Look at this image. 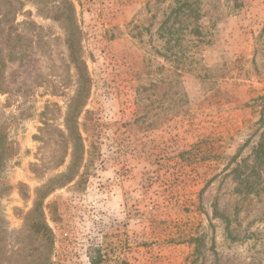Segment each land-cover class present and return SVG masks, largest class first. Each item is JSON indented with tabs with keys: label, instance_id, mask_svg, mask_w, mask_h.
Instances as JSON below:
<instances>
[{
	"label": "rangeland",
	"instance_id": "374dc122",
	"mask_svg": "<svg viewBox=\"0 0 264 264\" xmlns=\"http://www.w3.org/2000/svg\"><path fill=\"white\" fill-rule=\"evenodd\" d=\"M20 1H0V264H264V0Z\"/></svg>",
	"mask_w": 264,
	"mask_h": 264
},
{
	"label": "trees",
	"instance_id": "16d2710c",
	"mask_svg": "<svg viewBox=\"0 0 264 264\" xmlns=\"http://www.w3.org/2000/svg\"><path fill=\"white\" fill-rule=\"evenodd\" d=\"M6 2L10 9L12 8L15 9L17 5H22V2L20 0H6ZM10 14H11V10H9L7 13H4L1 16L2 18L1 21L6 20ZM73 50H74V36H73V40L71 41L69 40V51L71 52L72 62L76 66L77 59L74 57V54L72 53ZM76 69L79 70L80 68H76ZM76 87H77V91L75 97L72 99V102L70 103V107H69V120L66 123L67 132L69 134V138H68L69 151L72 150V154H71L72 162H71V167L69 168V174H72L70 175L72 176V178L69 179V183L75 181V176L73 177V173H72L74 164L79 162L80 159L85 160L86 150L84 146V139L82 138L81 135V126L84 127V125L81 124L80 120L83 114L87 116L88 114H90L89 110L85 111V108L87 106L88 100L90 99V95H91L89 80L88 81L86 80V82L81 80V82L77 83ZM0 147L2 148V151L5 149V141H2V144L0 142ZM79 149H82L84 151V154H82V156H80L79 154ZM88 259L90 264H103V257L101 256V254L97 253L96 250L92 248H89L88 250Z\"/></svg>",
	"mask_w": 264,
	"mask_h": 264
}]
</instances>
